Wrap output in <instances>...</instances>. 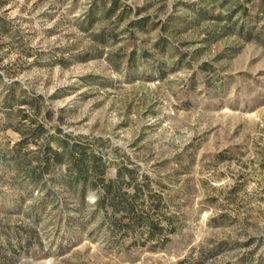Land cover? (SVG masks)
<instances>
[{
	"label": "rangeland",
	"instance_id": "1",
	"mask_svg": "<svg viewBox=\"0 0 264 264\" xmlns=\"http://www.w3.org/2000/svg\"><path fill=\"white\" fill-rule=\"evenodd\" d=\"M261 1L0 0V264H264Z\"/></svg>",
	"mask_w": 264,
	"mask_h": 264
},
{
	"label": "trees",
	"instance_id": "2",
	"mask_svg": "<svg viewBox=\"0 0 264 264\" xmlns=\"http://www.w3.org/2000/svg\"><path fill=\"white\" fill-rule=\"evenodd\" d=\"M252 0H219V2H221L222 6H224L227 10V14L226 16L223 15V13H219L216 16H214V20L217 24L222 23V20H227V24L224 26L225 31L231 32L232 30V23H233V19L236 15H243L245 17H248L249 14V9L246 6L247 2H250ZM98 3L100 4V9H102V13L105 17H111L113 15H117L118 11L122 8V11L120 12V15H117L118 17L121 16L125 17L126 13H127V8L122 7V4H120L119 0H111V3L109 6H106V1L105 0H95L94 3V7H98ZM124 6V5H123ZM259 9L260 12L262 13V16L264 17V0H262L259 4ZM95 11L94 9L92 10V13L90 15H94ZM202 15V12L201 14ZM257 16H259L257 14ZM91 17V16H90ZM200 17V16H199ZM252 17V16H250ZM146 24V19H140L137 21H133L132 26H136V27H140L143 28L144 25ZM213 33V31H212ZM210 36H212L211 32H209ZM214 34V33H213ZM249 36H251V32H248ZM157 45L159 47H163L166 48L167 44L166 41L164 39H160L157 42ZM65 151L64 152H58L55 151L54 152V159L56 161H67L68 159L70 160V163H72L75 167L83 168V171L81 170L79 172V175L77 177L78 181H81V177L84 176V179H88V172H92L93 175H95L96 177H98L100 174H102L104 172L105 169V163L102 161L101 158H99L98 156H96L93 153H88V151L84 148H80L79 146H74L73 148L71 146L65 147L64 148ZM68 158V159H67ZM50 157H45L41 160V165H40V170L41 173L44 174L50 167ZM85 168V171H84ZM70 170H73L70 167ZM118 175H121V170H118ZM93 181V186L95 189H99V198L96 201V205H101L105 202V198L106 196L112 192L113 190V182H108V183H104V181L102 179H98ZM102 187V190L101 188ZM84 190L85 188H83V197H82V202L86 204L85 201V194H84ZM128 200V198H127ZM116 208V211H121V207L118 205L114 206ZM125 211V216L135 220L139 223L142 224V217L141 216H136V212H135V207L132 204V202H129L128 205L125 208H122ZM141 218V219H140ZM160 222H153L150 221L149 222V235L153 236V230L154 229H162L160 228ZM171 231L174 230V228L170 229Z\"/></svg>",
	"mask_w": 264,
	"mask_h": 264
},
{
	"label": "water",
	"instance_id": "3",
	"mask_svg": "<svg viewBox=\"0 0 264 264\" xmlns=\"http://www.w3.org/2000/svg\"><path fill=\"white\" fill-rule=\"evenodd\" d=\"M96 199H97V191H93V192L89 195L88 200H89V201H94V200H96Z\"/></svg>",
	"mask_w": 264,
	"mask_h": 264
}]
</instances>
